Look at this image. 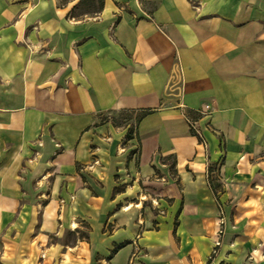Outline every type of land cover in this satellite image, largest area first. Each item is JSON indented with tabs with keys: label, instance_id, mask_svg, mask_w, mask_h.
Listing matches in <instances>:
<instances>
[{
	"label": "crops",
	"instance_id": "crops-1",
	"mask_svg": "<svg viewBox=\"0 0 264 264\" xmlns=\"http://www.w3.org/2000/svg\"><path fill=\"white\" fill-rule=\"evenodd\" d=\"M74 4L59 8L57 0H0V131L17 133L14 146L20 151L43 145L45 156L38 160L45 165L38 177L54 198L86 196L87 172H79L77 163L89 165L96 157L99 165L87 171L100 186L89 184L99 197L80 202L86 209L78 217L71 213L78 203L58 213V203L49 201L40 225L24 226L1 264H23L22 259L26 264H128L140 208L124 212L123 206L150 198L135 186L148 183L155 171L167 173L169 159L182 193L172 182H150L160 199L172 201L167 217L158 220V232L147 231L141 240L152 247L151 254L167 257L155 243L175 239L177 216V239L214 244L215 196L227 205L223 251L231 249L240 258L262 244L264 0H104L100 14L78 19L69 15ZM178 67L180 84L173 80ZM207 106L212 114L199 125L210 129L211 162L221 168L212 190L203 162L195 159L197 140L182 116L197 120L195 111ZM122 112H150L135 130L138 172L128 161L135 140L116 156L113 139L104 140L109 126L98 124L102 115ZM92 147H97L93 154ZM129 174L137 178L133 188ZM74 224L77 228L70 229ZM83 224L87 239L80 237ZM70 230L77 235L72 248L54 246L44 260L37 251L22 258L19 246L27 236L42 242L54 234L61 240Z\"/></svg>",
	"mask_w": 264,
	"mask_h": 264
},
{
	"label": "rangeland",
	"instance_id": "rangeland-1",
	"mask_svg": "<svg viewBox=\"0 0 264 264\" xmlns=\"http://www.w3.org/2000/svg\"><path fill=\"white\" fill-rule=\"evenodd\" d=\"M59 8L69 7V5L74 4V8L71 6V14L70 17L83 18V17H93L95 13H98L102 6L104 0H57ZM178 81V80H177ZM178 84H180L178 82ZM141 114L135 113H107L102 115L98 124L105 126L108 125V133L105 135L104 140L113 139L112 151L116 156L124 155L126 149H128L127 145L133 141L134 144L131 145V153L128 155V161H132L137 165L136 171H139L138 167V157H139V146H138V137L136 136V129L141 118ZM0 135L5 140L0 142V264L2 263L3 252L4 250H10L15 245L14 236L19 234H23L26 225L30 224L40 225L41 220L43 218V210L48 208L49 201H54L58 203L60 209L58 213L61 212L63 207H67L74 210L73 204L78 203V207L75 208L73 213L74 217L79 214H83L86 209L84 206L80 204L87 203L84 201H90L91 199L99 197L96 191L90 188L89 184L97 185L94 180H92L90 174L93 171L88 170L90 168L99 165L97 160H94L96 157H92L89 159V165L83 166L81 163H77V170L79 172L85 173L86 176H83V183L89 189V193H86L82 199L81 196H77L69 198L66 195H61L59 197H51L50 189L47 188V184H40L43 178L38 177L40 175L42 168L44 167V163L39 162L38 159L42 160V155L45 156V148L43 145L35 143L33 145L25 146L20 151V148L15 147L14 144L18 141L17 133L15 134L13 131H0ZM58 152H60V146L56 145ZM45 149V150H44ZM91 153L97 151V147L90 148ZM116 151V152H115ZM211 158V157H210ZM97 159V158H96ZM128 162V163H129ZM165 164L169 167L167 173L157 172L153 174L152 180L147 183V180H144L145 183L136 184L134 191H138L149 197L138 196V199L142 200L143 198L146 202H142V209H140L137 214L138 220L137 224V232L135 236V241L131 244L132 254L130 253L128 264H264V239L260 243H255V248H251L245 255L238 257L237 253L228 251H223V247L216 248L215 244L218 241V227L215 233V242H200L195 244L183 243L181 240L176 237V229L178 227V223L180 222V217L177 216L174 220L175 233L174 240L170 243H155V246H160L159 250H165L168 252L167 257L164 259H157L154 254H151L153 251L152 247H148L146 242H141V240L145 237L144 235L147 231L158 232V220L163 217H167L168 207L172 204L168 197L166 199H160L161 197L157 196V192L159 188L150 182L157 180L161 184H165V186L171 185L178 186L177 190L182 193V188L179 187L180 181L178 179L177 173L174 170V162L169 159L165 162ZM210 164L213 167L212 162ZM220 168L219 164L217 165ZM135 170V169H134ZM128 171V170H127ZM82 173V174H83ZM135 174V172H133ZM93 174V173H92ZM91 174V175H92ZM90 177V178H89ZM166 178L164 181L163 179ZM116 181L120 183V177L116 178ZM128 187H134L137 182V178L135 176H128ZM43 186V187H42ZM100 188L99 185H97ZM132 188H128L129 192H131ZM162 190V189H160ZM119 192L121 190H118ZM132 191V192H134ZM135 196V195H131ZM162 200V201H161ZM161 201V202H160ZM179 203H181V207L184 206V195L181 194L178 197ZM136 203V202H135ZM130 202L132 206V211L136 208V203ZM80 204V205H79ZM225 204V203H224ZM139 205V204H137ZM126 207L125 205L123 206ZM215 207V204H214ZM227 208V205L225 204ZM216 217L219 219V213L217 208L215 207ZM203 218H208V214L204 212L202 214ZM80 218V217H79ZM143 219L142 221H140ZM149 221V229L146 223ZM193 221V219H192ZM22 225V227L19 226ZM32 228V227H31ZM82 231L80 234L81 238L87 239L89 228L86 225H81ZM35 233H40V228L33 233V237ZM206 233L205 231L201 232ZM16 237V236H15ZM4 238H6V242L4 243ZM27 239L21 242L19 248L21 249V256L24 258L27 256L28 251L33 252L37 251L39 254V258L44 260L47 255V251L51 250L52 247L56 246L59 250H65L67 246L68 248H72L76 243L77 235L72 231H66L62 235V239L59 240L57 236L49 235L42 242L34 241L33 238L26 237ZM140 242V243H139ZM151 242V241H150ZM11 245V246H10ZM152 246V245H150ZM257 250V251H254ZM23 264H26V261L22 259ZM99 261V259H97ZM103 264H109L106 260Z\"/></svg>",
	"mask_w": 264,
	"mask_h": 264
},
{
	"label": "built area",
	"instance_id": "built-area-1",
	"mask_svg": "<svg viewBox=\"0 0 264 264\" xmlns=\"http://www.w3.org/2000/svg\"><path fill=\"white\" fill-rule=\"evenodd\" d=\"M182 78V72L181 69L178 67L173 72V80L180 83V80ZM195 114L199 116L197 120H195L193 117L189 116L188 114H183V118L186 121L187 125L190 128V131L197 140V151L195 154V159L201 160L205 166V177L206 182L208 184L209 189L212 190V181L216 176L219 174V167L213 166L210 164L211 158H210V145L206 137V133L210 131L209 128L206 130H203L199 123L200 120L209 117L212 112L210 108L207 106L205 107V110H197L195 111ZM214 204L217 208V211L219 213V219H218V241L215 244L216 248H221L223 244V238L225 235V231L227 228V208L225 207V204L220 201V199L215 196L214 197Z\"/></svg>",
	"mask_w": 264,
	"mask_h": 264
},
{
	"label": "bare ground",
	"instance_id": "bare-ground-1",
	"mask_svg": "<svg viewBox=\"0 0 264 264\" xmlns=\"http://www.w3.org/2000/svg\"><path fill=\"white\" fill-rule=\"evenodd\" d=\"M3 38H4V40L6 39L5 36H4ZM102 151H103V149H102ZM132 208H133L132 206H126V207L124 208V212H130V211L132 210ZM136 208H137V209H138V208L141 209V208H142V204H141V205H137ZM71 228H73V229L75 230V229L77 228V225L74 224V225L70 226V229H71Z\"/></svg>",
	"mask_w": 264,
	"mask_h": 264
},
{
	"label": "trees",
	"instance_id": "trees-1",
	"mask_svg": "<svg viewBox=\"0 0 264 264\" xmlns=\"http://www.w3.org/2000/svg\"><path fill=\"white\" fill-rule=\"evenodd\" d=\"M103 8H104V2H103V6H102L101 10H100L98 13H95V14H100V13L102 12ZM149 114H150V112H145V113H143L142 116H141V118H140V120H139V122H140L142 119H144L145 117H147ZM138 124H139V123H138Z\"/></svg>",
	"mask_w": 264,
	"mask_h": 264
}]
</instances>
